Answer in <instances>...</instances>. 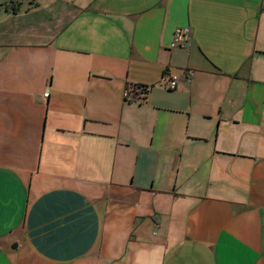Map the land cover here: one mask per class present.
Returning <instances> with one entry per match:
<instances>
[{
  "label": "crops",
  "instance_id": "0c3cea01",
  "mask_svg": "<svg viewBox=\"0 0 264 264\" xmlns=\"http://www.w3.org/2000/svg\"><path fill=\"white\" fill-rule=\"evenodd\" d=\"M16 1L0 264H264V0Z\"/></svg>",
  "mask_w": 264,
  "mask_h": 264
},
{
  "label": "built area",
  "instance_id": "2783aa9c",
  "mask_svg": "<svg viewBox=\"0 0 264 264\" xmlns=\"http://www.w3.org/2000/svg\"><path fill=\"white\" fill-rule=\"evenodd\" d=\"M188 41V30L183 28H177L173 34V40L171 48L184 47ZM189 74V73H188ZM189 75H192L191 73ZM179 81V73H170L165 76L162 84L168 90H175ZM128 97V92L125 93V98Z\"/></svg>",
  "mask_w": 264,
  "mask_h": 264
},
{
  "label": "trees",
  "instance_id": "16d2710c",
  "mask_svg": "<svg viewBox=\"0 0 264 264\" xmlns=\"http://www.w3.org/2000/svg\"><path fill=\"white\" fill-rule=\"evenodd\" d=\"M19 5L18 1L13 0L10 1V11L13 14H16L19 12ZM149 88L145 86H139V85H132L127 88L128 96L131 101H142L146 98Z\"/></svg>",
  "mask_w": 264,
  "mask_h": 264
},
{
  "label": "rangeland",
  "instance_id": "374dc122",
  "mask_svg": "<svg viewBox=\"0 0 264 264\" xmlns=\"http://www.w3.org/2000/svg\"><path fill=\"white\" fill-rule=\"evenodd\" d=\"M1 2L4 1V0H0ZM8 1H11V0H8ZM8 5L10 6V3H8ZM10 8V7H9Z\"/></svg>",
  "mask_w": 264,
  "mask_h": 264
}]
</instances>
